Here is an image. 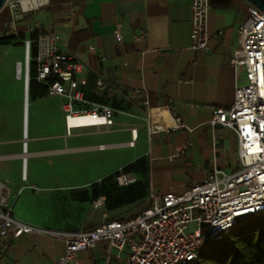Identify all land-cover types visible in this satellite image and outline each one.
Wrapping results in <instances>:
<instances>
[{"label":"crops","instance_id":"crops-1","mask_svg":"<svg viewBox=\"0 0 264 264\" xmlns=\"http://www.w3.org/2000/svg\"><path fill=\"white\" fill-rule=\"evenodd\" d=\"M190 1L50 0L39 8L49 14L48 24L34 22L50 29L62 48L84 63L85 98L114 104L116 110L110 126L73 128H84L76 134L97 141L85 148L102 150L97 146L104 144L103 149L131 147L133 152L128 161L111 171L98 173L93 181L69 182L67 191L59 185L60 179H51L50 168L38 172L35 167L29 171L27 157L69 150L27 151L31 106L35 113L44 116L43 126H51L56 115L63 117L61 98L47 94L29 98L28 82L26 86L22 78L23 65L20 78L16 73V62H24V49L22 61L9 60L5 64L1 61L0 72L8 71L13 82L3 93L5 97L0 96V105L8 108L6 112L0 111V183L7 190L15 218L61 231L91 229L104 220L101 216L112 211L88 207L91 201L81 200L80 191L142 156L147 160L149 179V194L144 201L151 194L181 192L202 180L213 159L225 172L237 167L234 132L221 124L212 126L210 119L213 109L228 108L233 101L234 81L228 59L236 43L233 29L244 19L248 4L244 0H210L207 47L197 52L190 48ZM116 24L119 40L114 36ZM88 26L90 36L80 41L72 38L75 31ZM219 30L222 34L216 37L214 34ZM15 41L18 40L3 45H14ZM2 75L4 79L5 74ZM98 78L101 85L96 84ZM131 88H142L144 94L129 99L126 91ZM145 98L148 105L144 104ZM149 108L154 112V120L168 129L148 133L145 118ZM13 112L17 114L18 127L21 125L16 134L11 132ZM178 122L184 126L173 129ZM73 129L67 134L64 124L63 137L72 136ZM131 129H135V136ZM38 138L54 146L60 135L32 137ZM86 209L89 212L85 213ZM64 250L61 240L23 233L8 243L6 259L9 264H52ZM77 257L79 264H121L105 242L79 251Z\"/></svg>","mask_w":264,"mask_h":264},{"label":"built area","instance_id":"built-area-1","mask_svg":"<svg viewBox=\"0 0 264 264\" xmlns=\"http://www.w3.org/2000/svg\"><path fill=\"white\" fill-rule=\"evenodd\" d=\"M50 0H6L1 11L11 29L0 36L35 33L24 43V62H16V73L23 65L24 79L29 80L30 43L36 46L35 78L46 87V94L61 98L65 130L86 126H110L116 111L112 106L85 98L82 85L84 63L72 52L62 48L57 36L48 28L34 22L27 28L16 23ZM210 0L190 1V48L199 52L207 47ZM248 5L247 13L233 29L236 43L228 59L232 71L234 94L228 108L212 110L210 124L231 129L237 143V167L231 172L220 169L212 160L205 178L190 184L181 192L167 191L151 194L149 205L133 216L106 218L87 230L61 231L24 223L14 217L7 190L0 183V264L6 259L8 243L23 233H37L64 243V253L52 264H79V251L97 242H105L114 250L121 264H189L197 259L208 244L222 238L237 221L249 214L264 212V14ZM216 31L215 36H221ZM114 36L120 39L119 24ZM89 50H93L90 45ZM18 68L20 70L18 71ZM97 85L102 81L98 78ZM144 89L131 88L126 97L143 95ZM148 105V100L144 99ZM157 114V112H155ZM89 118L86 120L85 118ZM149 134L168 129L154 120V112L146 113ZM181 123L172 128H181ZM135 136V129H131ZM25 151V144L23 145ZM105 148L104 144L97 146ZM115 180L126 185L136 180L132 172H119ZM105 197L92 200V206L104 205ZM195 226L190 230V226Z\"/></svg>","mask_w":264,"mask_h":264},{"label":"rangeland","instance_id":"rangeland-1","mask_svg":"<svg viewBox=\"0 0 264 264\" xmlns=\"http://www.w3.org/2000/svg\"><path fill=\"white\" fill-rule=\"evenodd\" d=\"M6 16V10L0 11V31L8 32L11 27L8 23V20L4 18ZM49 14L43 9H39L35 12H30L26 15L23 20L17 21L18 26L27 27L32 25L34 21H39L40 23L47 25L48 24ZM28 34V33H25ZM19 41H15L14 45H3L0 44V62L3 61H11L12 63L15 60H23V49L24 43H18ZM16 44V45H15ZM24 71V67H23ZM5 74V78L3 79V75ZM2 75V79L0 80V96H4L5 90L7 87L11 85V75H9L8 71L4 70L0 72ZM14 76V75H13ZM24 80V74L22 76ZM56 99V97H51ZM61 106V104H60ZM8 108L4 105H0V111L6 112ZM14 113V121L12 123V134H16L18 129V122L16 118V113ZM9 121V120H8ZM44 116L41 113H35L33 106H31V112L29 114L28 119V139L27 143V151H47L51 149H69L62 152L56 153H46V154H37L31 157H27L29 171L32 168H37V171H43L44 167L50 168V177L51 179H60V186H65L63 191H67L68 183L71 181H83L89 182L93 181L98 177V173H105L107 171L113 170L116 166L122 164L125 161L130 159L133 149L131 147H122L116 149H102L98 150L97 148L87 149L85 147L94 145L97 141L94 140V137H90L87 139L86 137L78 136L76 133L81 129H73V135L63 137L65 132L63 117L60 115H56L55 121L53 125L43 126ZM47 134H56L60 135L57 144L54 146L45 144L41 138L38 140H33L32 137L37 136H46ZM96 139V136H95ZM77 148V149H72ZM42 167V168H41ZM40 176L41 173H38ZM49 177V178H50ZM51 185H54L51 183ZM89 187V186H88ZM87 187V188H88ZM149 202V198L144 202H139L133 205L124 206L117 210L112 211L104 216H101V219L106 218H123L136 214L141 209L145 207V205ZM88 207L91 206L92 209H95L92 206V201L90 202ZM96 209L104 210V205L100 206ZM89 212V209L85 210V213ZM88 217V216H87ZM87 217L86 220H87ZM81 219V218H80ZM79 219V221H80ZM195 226L191 224L190 230H194Z\"/></svg>","mask_w":264,"mask_h":264},{"label":"trees","instance_id":"trees-1","mask_svg":"<svg viewBox=\"0 0 264 264\" xmlns=\"http://www.w3.org/2000/svg\"><path fill=\"white\" fill-rule=\"evenodd\" d=\"M4 18L7 19L6 16ZM1 32L4 31L1 30ZM90 35L88 26L75 31L72 38L80 41ZM26 36L33 40L35 33L21 32L16 36H3L0 37V44H10L14 40L22 43ZM35 55L36 46L31 41L30 56L35 57ZM35 75V62L30 61L28 80L30 99L46 95V87L36 80ZM90 98L96 100V98ZM117 107L121 106L117 105ZM119 172H132L135 174L136 180L126 185H119L115 180ZM80 194H82L80 199L84 201H92L98 196L104 195V209L107 212L143 202L149 194L146 158L142 156L125 164L121 169L91 183L88 188L81 190ZM148 205L149 202L145 207ZM189 264H264V212L241 217L222 238L211 241L205 250L198 253L197 259Z\"/></svg>","mask_w":264,"mask_h":264},{"label":"water","instance_id":"water-1","mask_svg":"<svg viewBox=\"0 0 264 264\" xmlns=\"http://www.w3.org/2000/svg\"><path fill=\"white\" fill-rule=\"evenodd\" d=\"M6 0H0V11L2 10ZM248 5L256 7L257 9L264 11V0H244ZM264 14V12H262ZM27 86V83H26Z\"/></svg>","mask_w":264,"mask_h":264},{"label":"bare ground","instance_id":"bare-ground-1","mask_svg":"<svg viewBox=\"0 0 264 264\" xmlns=\"http://www.w3.org/2000/svg\"><path fill=\"white\" fill-rule=\"evenodd\" d=\"M20 70V68H18V71ZM21 73V70H20V72H19V74ZM17 77L18 78H20V76L19 75H17ZM86 120H89V118L87 117V118H85Z\"/></svg>","mask_w":264,"mask_h":264}]
</instances>
